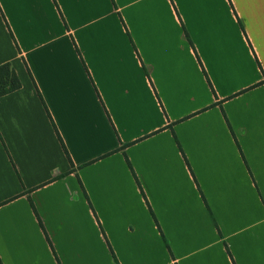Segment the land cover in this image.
Here are the masks:
<instances>
[{
    "label": "crops",
    "instance_id": "obj_1",
    "mask_svg": "<svg viewBox=\"0 0 264 264\" xmlns=\"http://www.w3.org/2000/svg\"><path fill=\"white\" fill-rule=\"evenodd\" d=\"M3 63L0 264H264V0H0Z\"/></svg>",
    "mask_w": 264,
    "mask_h": 264
},
{
    "label": "trees",
    "instance_id": "obj_2",
    "mask_svg": "<svg viewBox=\"0 0 264 264\" xmlns=\"http://www.w3.org/2000/svg\"><path fill=\"white\" fill-rule=\"evenodd\" d=\"M184 36H185L187 42L189 43V45L192 47L191 41H190V39H189V37H188V34L186 33L185 30H184ZM20 88H21L20 81H19V79H18V77H17V75H16L14 69L12 68L11 64H10V63H3V64H1V65H0V97L6 96V95H8V94H10V93H13V92L19 90ZM35 89H36V88H35ZM36 93H37V96H38V98L40 99L41 103L43 104V107H44V109H45V111H46V113H47V115H48V117H49V119H50V115L48 114V111H47V109H46V107H45V105H44V103H43V101H42V98H41V96H40V94H39V92H38L37 89H36ZM56 133H57V132H56ZM57 137H58V139H59V141H60V144H61V147H62V149H63V151H64V154H65V156H66V158H67L69 164L71 165V170H73V165H72V163H71V161H70V158H69V156H68V153H67V151H66V149H65V147H64V145H63V143H62V141L60 140V137L58 136V134H57ZM125 146H126V145H123L122 148L125 147ZM125 160H126V163H127V165H128L129 170L131 171V173H132V175H133V178H134V180H135L137 186L139 187V189H140V191H141V194H143V193H142V190H141V187H140V185H139L138 179H137L136 175L134 174V172L132 171V168H131V165H130L128 159L126 158ZM83 166H85V165H83ZM83 166H81V167H83ZM67 174H68V173H64V174H61V175L55 176L54 178H52V180H56V179H59V178H63V177L66 176ZM30 192H31V191H30ZM30 192L28 191L27 193H30ZM27 193H26V194H27ZM28 200H29L30 206H31V208H32V211H33L35 217L37 218L40 227L42 228V225H41L40 220H39V217H38V215H37V213H36V210H35L34 204H33L32 200H31L30 198H28ZM153 219H154V221L156 222L154 216H153ZM156 225H157V223H156ZM157 227H158V226H157ZM158 228H159V227H158ZM161 236H162V235H161ZM45 237H46V240H47L48 243H49V246L51 247L50 241H49V239H48V237H47L46 234H45ZM162 238H163V236H162ZM163 240H164V238H163ZM164 243H165V246L167 247V249L169 250V248H168V244H167V242H166L165 240H164ZM225 249H226V251L228 252L226 246H225ZM112 257H113V261H114V263H115V264H118L117 261H116V259H115V257H114V255H113Z\"/></svg>",
    "mask_w": 264,
    "mask_h": 264
}]
</instances>
